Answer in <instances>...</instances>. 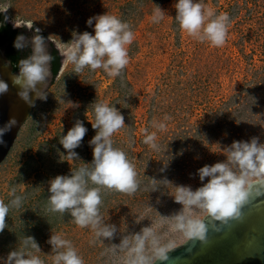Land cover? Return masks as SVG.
Wrapping results in <instances>:
<instances>
[{
    "label": "rangeland",
    "instance_id": "1",
    "mask_svg": "<svg viewBox=\"0 0 264 264\" xmlns=\"http://www.w3.org/2000/svg\"><path fill=\"white\" fill-rule=\"evenodd\" d=\"M202 2L206 10L230 17L222 47L200 42L180 28L176 0H0V7L11 5L0 12L2 22L22 25L14 28L26 37L39 28L62 54L60 69L45 89L47 98L37 99L0 163V200L8 204L13 188L25 197L22 207L10 209L0 232V264L29 235L41 248L34 254L45 264H52L54 255L47 243L51 234L71 241L84 264H124L127 250L114 244L143 227L153 228L157 246H179L189 237L175 229L177 213L205 216L195 207L182 209L175 200L179 186L195 190L206 183L208 178L201 182L197 170L226 160V148L234 140L257 137L264 143V0ZM157 6L164 16L153 23ZM102 14L130 24L135 34L128 46L130 62L118 77L87 67L77 75L65 50L76 33L94 34L95 20L91 27L86 21ZM32 22V29L23 26ZM96 102L114 104L124 115L126 125L112 139L114 147L127 153L140 182L131 195L101 190L100 213L118 230L111 241L96 239L93 230L78 227L68 213L47 210L48 181L93 159L89 141L96 130L89 121L94 122ZM77 120L88 131L75 149L80 159L70 160L59 140ZM154 122L164 123L165 130ZM145 130L156 134L157 149L143 143ZM145 254H153L150 243Z\"/></svg>",
    "mask_w": 264,
    "mask_h": 264
},
{
    "label": "clouds",
    "instance_id": "2",
    "mask_svg": "<svg viewBox=\"0 0 264 264\" xmlns=\"http://www.w3.org/2000/svg\"><path fill=\"white\" fill-rule=\"evenodd\" d=\"M11 5L0 7V12H7ZM175 19L180 28L189 36L203 42L209 41L215 47L226 43L230 17L227 13L216 15L211 9L205 8L202 0H176ZM164 16V10L157 6L154 9L152 22L159 23ZM5 16V20H7ZM94 34L84 31L76 33L66 48L64 56L67 63L74 65L73 73L79 74L85 67L92 71L103 69L109 76L118 77L128 66L129 49L135 39V34L129 23L113 15L102 14L90 17L86 21L93 26ZM14 22V27H21ZM28 29L30 25H23ZM39 28L32 37L20 34L14 41V47L22 51L31 47V54L19 61L18 74L13 76V84L18 88L17 95L29 106H34L35 100L47 98L45 92L51 78V62L53 57L48 49L44 36ZM9 91L6 81L0 79V95ZM76 107L78 105H72ZM94 122L89 121L96 134L89 141L92 146L93 159L85 163L70 175H56L48 181V211L53 213H68L75 224L81 228H90L96 239L112 240L117 228L105 223L100 213L102 205V189L133 194L140 185L138 173L125 151L114 147V133L125 127L124 115L112 104L96 102L93 107ZM165 120L170 117H165ZM14 117L0 126V144L5 143L3 137L16 125ZM154 127L163 131L164 123H155ZM88 129L84 123L77 120L66 135H62L59 143L63 146L70 160H77L79 154L75 151L80 147ZM143 143L152 149H157L156 134H148L145 130ZM226 160L214 164H205L197 170L201 182L206 183L195 190L190 186H179V194L175 197L183 208H197L205 213V219L186 216L177 213L176 230L182 231L189 238L204 241L209 225L216 228V222L228 223L229 220L241 218V208L248 201L251 190L250 178H257L264 183V143L257 137L248 141L234 140L226 148ZM91 165L89 167L88 165ZM92 185V186H90ZM156 190V189H154ZM13 199L6 204L0 200V232L7 227L6 218L11 208L22 207L25 197L16 195L11 190ZM217 230H219L217 228ZM95 242V241H92ZM51 245L52 264H84L83 258L68 239L60 234H51L48 241ZM153 248L151 256L145 254L146 244ZM115 249L127 250L124 264H156V261L167 260V252L173 247L171 243L157 246L153 228L143 227L141 232L132 237L123 236L120 243L114 244ZM114 249V250H115ZM41 251L33 236H25L22 247L7 254L4 264H45V261L34 252Z\"/></svg>",
    "mask_w": 264,
    "mask_h": 264
},
{
    "label": "water",
    "instance_id": "3",
    "mask_svg": "<svg viewBox=\"0 0 264 264\" xmlns=\"http://www.w3.org/2000/svg\"><path fill=\"white\" fill-rule=\"evenodd\" d=\"M18 71L13 70L4 46H0V79L8 83L10 91L14 86L12 78ZM49 83L50 79L47 86ZM10 91L0 95V126L10 117H14L17 123L3 137L5 143L0 144V163L33 108L26 103L13 104L16 101H12ZM251 185L248 201L241 208L240 219L229 220L228 223L216 222V228L209 225L204 241L189 238L171 248L167 252V260L156 261V264H264V183L256 180ZM205 223H208L207 219Z\"/></svg>",
    "mask_w": 264,
    "mask_h": 264
},
{
    "label": "trees",
    "instance_id": "4",
    "mask_svg": "<svg viewBox=\"0 0 264 264\" xmlns=\"http://www.w3.org/2000/svg\"><path fill=\"white\" fill-rule=\"evenodd\" d=\"M23 32L17 28H14L11 24L2 22V17L0 16V46H4L5 55L12 64L13 70H19V61L31 54V50H17L14 47V41L16 37ZM45 37V34L42 33ZM53 60L51 62V73L55 77L61 66V57L58 50H53L51 53Z\"/></svg>",
    "mask_w": 264,
    "mask_h": 264
},
{
    "label": "bare ground",
    "instance_id": "5",
    "mask_svg": "<svg viewBox=\"0 0 264 264\" xmlns=\"http://www.w3.org/2000/svg\"><path fill=\"white\" fill-rule=\"evenodd\" d=\"M10 91V90H9ZM17 92H18V88L16 86H13L11 88V91H10V94H11V98H12V101H16L15 103L13 104H20V103H25L18 95H17ZM12 104V105H13ZM14 106V105H13Z\"/></svg>",
    "mask_w": 264,
    "mask_h": 264
},
{
    "label": "flooded vegetation",
    "instance_id": "6",
    "mask_svg": "<svg viewBox=\"0 0 264 264\" xmlns=\"http://www.w3.org/2000/svg\"><path fill=\"white\" fill-rule=\"evenodd\" d=\"M30 33L33 36L35 34V31H31ZM40 34H42V32H40ZM47 44H48V49H49L50 53H52L53 50H58L52 43L47 42ZM24 50H29V48L26 47V48H24ZM59 55H60L61 61H62V54H60V52H59ZM51 70H52V67H51Z\"/></svg>",
    "mask_w": 264,
    "mask_h": 264
}]
</instances>
